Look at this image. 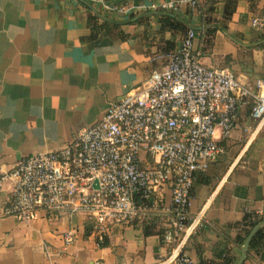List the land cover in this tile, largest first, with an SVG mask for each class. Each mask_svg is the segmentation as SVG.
Wrapping results in <instances>:
<instances>
[{
	"label": "crops",
	"instance_id": "1",
	"mask_svg": "<svg viewBox=\"0 0 264 264\" xmlns=\"http://www.w3.org/2000/svg\"><path fill=\"white\" fill-rule=\"evenodd\" d=\"M109 5H146L182 0H104ZM228 0H202L194 9L181 4L178 12L134 11L120 15L100 3L84 0H0V172L20 160L56 151L73 142L78 132L98 122L107 106L142 84L162 66L155 58L162 42L178 33H160L161 13H170L199 33L196 50L207 68H228L242 85L255 91L264 80V39L250 20L264 13V0L251 10L248 0H236L228 19ZM100 22L120 25L116 34L90 39L87 14ZM214 16L213 44H200L203 19ZM162 45V44H161ZM175 49V50H176ZM228 152L196 174L191 190V223L183 252L198 263L217 261L228 250L237 262L243 245L237 225L247 213L264 216V124L242 105ZM237 149L234 151V149ZM11 184L0 187V264H161L168 256L159 234L143 235L141 222L110 229L97 245L83 214L37 211L29 222L3 216ZM169 188L150 212L165 227L171 218ZM158 229V227H157ZM73 230L75 241L63 246L61 234ZM103 243V242H102ZM243 264H264V251L247 253Z\"/></svg>",
	"mask_w": 264,
	"mask_h": 264
},
{
	"label": "built area",
	"instance_id": "2",
	"mask_svg": "<svg viewBox=\"0 0 264 264\" xmlns=\"http://www.w3.org/2000/svg\"><path fill=\"white\" fill-rule=\"evenodd\" d=\"M84 1L126 16L136 10L178 12L182 3L194 9L202 0L149 6ZM250 25L264 32V14ZM198 36L189 29L178 49L157 56L162 66L109 104L102 118L80 130L73 142L0 172V187L11 184L3 216L29 222L37 211L83 214L100 245L111 228L143 220L168 187L172 216L162 244L177 243L161 264H199L182 250L196 221L189 223L195 175L224 153L220 143L231 137L242 105L250 104L251 119L264 124V80H257L253 91L232 70L205 67L196 50ZM137 198L151 202L138 204ZM60 236L64 247L76 239L73 230Z\"/></svg>",
	"mask_w": 264,
	"mask_h": 264
},
{
	"label": "trees",
	"instance_id": "3",
	"mask_svg": "<svg viewBox=\"0 0 264 264\" xmlns=\"http://www.w3.org/2000/svg\"><path fill=\"white\" fill-rule=\"evenodd\" d=\"M251 4V10L252 7H254V4L259 0H248ZM236 0H228L225 3V8L223 10V18L228 19L230 15L232 14L234 7H235ZM159 23H160V33L161 35L166 32L170 33H178L181 40L189 30V27L184 24L183 22L178 21V19L173 16L170 13H161L159 17ZM203 24H205V30L203 34L200 35V44L202 46L209 47L213 44L215 33L218 31L219 28L215 24H220V22L214 17V16H207L203 19ZM87 27L89 29V38L93 39L95 38L99 33L106 32L107 34H116L123 37L122 34L118 31L120 29V25L103 21L100 22V18L97 14L90 11L87 14ZM258 38L264 39V32L258 31ZM162 44V45H161ZM158 46V52H160L163 55L170 54L175 51V44L173 41H166L162 42ZM261 47H264V45H261ZM220 145L224 149V154L228 152L227 148V141H223L220 143ZM203 174V173H198ZM196 176V175H195ZM136 202L138 204H150L151 201H145L141 200L140 198L136 199ZM172 209V208H171ZM264 221V216H259L252 213H247L243 216L242 221L237 225V228L241 230V234L237 236L238 242L242 244L249 233L253 230V228ZM142 225L143 235L148 236L151 234H159L161 237V241L163 240V234L165 232L164 227H159V222L154 219L151 214H148L143 220L140 221ZM189 223L187 222L186 225ZM158 227V229H157ZM177 242H174L173 244L167 246V252L169 253L173 246L176 245ZM107 242L103 241V243L100 244V246H106ZM262 251H264V227L260 228L252 237L249 245V252H254L255 254H259ZM235 258H233L230 255V252L228 250H225L222 252L221 256L218 258L217 261L212 262H205L200 261L199 264H235Z\"/></svg>",
	"mask_w": 264,
	"mask_h": 264
},
{
	"label": "water",
	"instance_id": "4",
	"mask_svg": "<svg viewBox=\"0 0 264 264\" xmlns=\"http://www.w3.org/2000/svg\"><path fill=\"white\" fill-rule=\"evenodd\" d=\"M262 227H264V221H262L261 223L256 225L253 228V230L249 233V235L247 236V238L243 242V245L241 247L240 257L238 258V260H237V262L235 264H243L245 262L246 256H247V253H248V250H249L250 241H251L252 237L254 236V234Z\"/></svg>",
	"mask_w": 264,
	"mask_h": 264
},
{
	"label": "rangeland",
	"instance_id": "5",
	"mask_svg": "<svg viewBox=\"0 0 264 264\" xmlns=\"http://www.w3.org/2000/svg\"><path fill=\"white\" fill-rule=\"evenodd\" d=\"M261 14H264V13H261ZM261 14H258V15H261ZM237 149V147L234 149V151Z\"/></svg>",
	"mask_w": 264,
	"mask_h": 264
}]
</instances>
